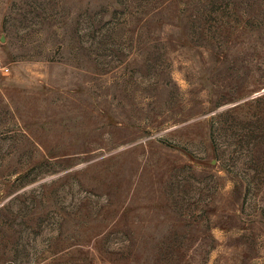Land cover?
I'll list each match as a JSON object with an SVG mask.
<instances>
[{"label":"rangeland","instance_id":"1","mask_svg":"<svg viewBox=\"0 0 264 264\" xmlns=\"http://www.w3.org/2000/svg\"><path fill=\"white\" fill-rule=\"evenodd\" d=\"M0 264H264V0H0Z\"/></svg>","mask_w":264,"mask_h":264},{"label":"built area","instance_id":"2","mask_svg":"<svg viewBox=\"0 0 264 264\" xmlns=\"http://www.w3.org/2000/svg\"><path fill=\"white\" fill-rule=\"evenodd\" d=\"M0 66H1V63H0Z\"/></svg>","mask_w":264,"mask_h":264}]
</instances>
